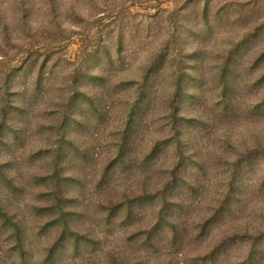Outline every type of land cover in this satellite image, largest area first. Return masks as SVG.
Segmentation results:
<instances>
[{
    "label": "rangeland",
    "instance_id": "374dc122",
    "mask_svg": "<svg viewBox=\"0 0 264 264\" xmlns=\"http://www.w3.org/2000/svg\"><path fill=\"white\" fill-rule=\"evenodd\" d=\"M0 264H264V0H0Z\"/></svg>",
    "mask_w": 264,
    "mask_h": 264
}]
</instances>
